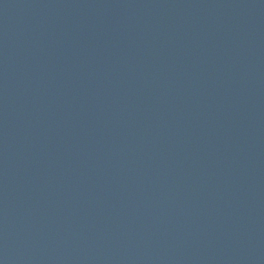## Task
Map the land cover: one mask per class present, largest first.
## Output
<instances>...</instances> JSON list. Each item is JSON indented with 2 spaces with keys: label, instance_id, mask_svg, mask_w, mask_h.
I'll return each instance as SVG.
<instances>
[{
  "label": "water",
  "instance_id": "1",
  "mask_svg": "<svg viewBox=\"0 0 264 264\" xmlns=\"http://www.w3.org/2000/svg\"><path fill=\"white\" fill-rule=\"evenodd\" d=\"M0 264H264V0H0Z\"/></svg>",
  "mask_w": 264,
  "mask_h": 264
}]
</instances>
